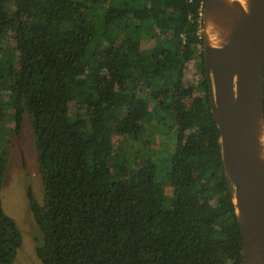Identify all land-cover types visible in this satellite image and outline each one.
Wrapping results in <instances>:
<instances>
[{"label": "trees", "instance_id": "obj_1", "mask_svg": "<svg viewBox=\"0 0 264 264\" xmlns=\"http://www.w3.org/2000/svg\"><path fill=\"white\" fill-rule=\"evenodd\" d=\"M7 1L0 43L14 34L15 46L0 50V113L16 131L31 118L41 262L244 264L206 80L204 0H15L12 13ZM197 55L199 89L184 80ZM6 121L0 264H14L22 235L3 205Z\"/></svg>", "mask_w": 264, "mask_h": 264}, {"label": "water", "instance_id": "obj_2", "mask_svg": "<svg viewBox=\"0 0 264 264\" xmlns=\"http://www.w3.org/2000/svg\"><path fill=\"white\" fill-rule=\"evenodd\" d=\"M233 25L223 45L207 42L205 15ZM206 80L211 112L220 130L229 191L242 235L244 264H264V0H204Z\"/></svg>", "mask_w": 264, "mask_h": 264}, {"label": "rangeland", "instance_id": "obj_3", "mask_svg": "<svg viewBox=\"0 0 264 264\" xmlns=\"http://www.w3.org/2000/svg\"><path fill=\"white\" fill-rule=\"evenodd\" d=\"M14 7L15 0L6 2L5 8L9 13H12ZM13 36L14 34H11L10 38L0 43V50L10 42L15 46ZM1 54L0 51V56ZM201 62L202 58L197 55L192 61L187 63L184 72L185 82H188L189 85L193 84L198 89L202 78ZM3 87L4 89H0V97H4L5 92H8L6 86ZM197 93L199 92L197 91ZM3 118L7 120L5 126L8 130L4 135V144L9 155V164L2 192L3 205L5 211L17 221L22 235L21 246L18 249L14 264H43L36 254L37 247L42 244L43 235L35 222L29 204L30 193L34 194L40 202L44 199V186L31 118L28 114L24 115L20 131H16L15 124L10 121L11 115L8 112L0 113V119ZM149 129L150 127L147 129V133ZM115 138L117 141L119 140L118 143L122 140L120 135H115ZM152 141L158 146L161 136L155 137L154 135ZM142 147H144V144ZM141 153L136 152L133 156L139 158Z\"/></svg>", "mask_w": 264, "mask_h": 264}, {"label": "bare ground", "instance_id": "obj_4", "mask_svg": "<svg viewBox=\"0 0 264 264\" xmlns=\"http://www.w3.org/2000/svg\"><path fill=\"white\" fill-rule=\"evenodd\" d=\"M226 2L233 4L235 2L240 3L248 10L249 0H225ZM233 25L228 23L224 18L211 13L205 15L204 32L206 34L207 42L212 45H223L230 37ZM259 139L261 142V149L264 146V130H258Z\"/></svg>", "mask_w": 264, "mask_h": 264}]
</instances>
